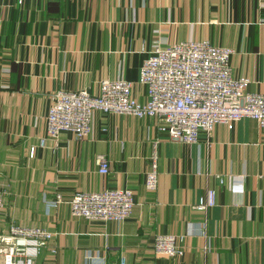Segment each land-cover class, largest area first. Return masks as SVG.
I'll use <instances>...</instances> for the list:
<instances>
[{
    "label": "crops",
    "instance_id": "0c3cea01",
    "mask_svg": "<svg viewBox=\"0 0 264 264\" xmlns=\"http://www.w3.org/2000/svg\"><path fill=\"white\" fill-rule=\"evenodd\" d=\"M184 41L230 49L232 77L264 94V0H0V236L11 225L51 232L36 264H264V129L253 119L187 145L158 118L95 111L85 139L47 136L54 93L97 96L102 81L122 79L144 103L149 52ZM153 153L155 192L145 188ZM105 189L132 191L127 219L71 216L75 193ZM208 191L215 204L198 210ZM166 235L184 237L181 258L154 253Z\"/></svg>",
    "mask_w": 264,
    "mask_h": 264
},
{
    "label": "built area",
    "instance_id": "2783aa9c",
    "mask_svg": "<svg viewBox=\"0 0 264 264\" xmlns=\"http://www.w3.org/2000/svg\"><path fill=\"white\" fill-rule=\"evenodd\" d=\"M228 48L216 47L208 41H184L167 47L153 46L139 72V84L146 90L147 100L139 102L132 96V83L119 79L105 80L99 94L85 90L57 91L51 97L46 117V133L53 140L59 133H73L78 140L91 132L95 111L136 118H158L171 141L196 144L200 132L209 133L214 125L229 129L243 119L256 121L264 129V94L247 92V79L231 75ZM44 141H41L43 145ZM157 157H150L145 188H157ZM98 173L107 175L109 163L105 156L96 158ZM62 202L57 194L54 206ZM215 204V193L208 191L196 208L205 210ZM4 193L0 191V211L4 209ZM73 217L88 221L123 222L134 208L130 190L105 189L100 192H78L68 201ZM42 228L11 225L7 236H0V256L3 264H36L41 250L53 239ZM183 236H157L153 251L166 258H181ZM55 252V251H52Z\"/></svg>",
    "mask_w": 264,
    "mask_h": 264
},
{
    "label": "rangeland",
    "instance_id": "374dc122",
    "mask_svg": "<svg viewBox=\"0 0 264 264\" xmlns=\"http://www.w3.org/2000/svg\"><path fill=\"white\" fill-rule=\"evenodd\" d=\"M7 235H8V234H7ZM7 235H6V236H7ZM1 258H2V257H1Z\"/></svg>",
    "mask_w": 264,
    "mask_h": 264
}]
</instances>
